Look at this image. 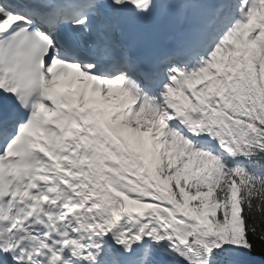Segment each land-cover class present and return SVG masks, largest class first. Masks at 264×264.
Masks as SVG:
<instances>
[{"label": "snow or ice", "instance_id": "snow-or-ice-1", "mask_svg": "<svg viewBox=\"0 0 264 264\" xmlns=\"http://www.w3.org/2000/svg\"><path fill=\"white\" fill-rule=\"evenodd\" d=\"M0 264H264V0H0Z\"/></svg>", "mask_w": 264, "mask_h": 264}]
</instances>
